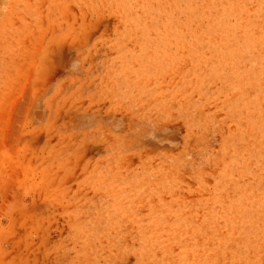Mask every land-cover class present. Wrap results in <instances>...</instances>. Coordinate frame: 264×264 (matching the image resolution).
I'll use <instances>...</instances> for the list:
<instances>
[{"label": "rangeland", "instance_id": "obj_1", "mask_svg": "<svg viewBox=\"0 0 264 264\" xmlns=\"http://www.w3.org/2000/svg\"><path fill=\"white\" fill-rule=\"evenodd\" d=\"M0 264H264V0H0Z\"/></svg>", "mask_w": 264, "mask_h": 264}]
</instances>
